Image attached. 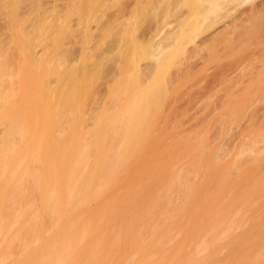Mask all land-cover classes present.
Masks as SVG:
<instances>
[{"label":"rangeland","instance_id":"374dc122","mask_svg":"<svg viewBox=\"0 0 264 264\" xmlns=\"http://www.w3.org/2000/svg\"><path fill=\"white\" fill-rule=\"evenodd\" d=\"M27 1L32 3L24 13L27 22L38 19V13L46 19L47 32L38 43L47 52L40 58L30 57L35 65L28 68L18 64L17 54L10 49L4 58L11 65V87L0 85V124L8 118L10 139L14 134L17 137L6 143L0 138V146L15 152L10 164L13 175L6 195L0 196V207L7 203L6 207L21 217L22 224L11 223L5 229L8 238L0 231V264H27L33 245L49 257L51 252L41 247L36 227L50 235L60 215L69 214H75L78 224L68 226L66 233L75 231L81 236L71 245L83 256L77 253L74 264H138L140 260L139 264H149V260L152 264L158 254H164V261H168V247L165 249L161 242L166 239L163 233L168 227L163 233L161 229L173 220L171 230L182 226L180 221L187 212L181 220L176 214L196 204L189 197L201 177L205 186L198 182L203 187H197V183L191 199L201 203L215 189L213 202H209L210 195L207 201L216 204L211 210L218 207L222 217L226 210L224 221L217 209L214 213L219 216L212 213L222 220L217 225L219 220L215 221L210 208H202L206 207L204 203L202 207L197 204L198 211L191 208L200 214L192 211L195 215H191L206 216L203 223L194 217L202 223V228L198 226L201 231L196 227V235L202 232L208 239L202 246V256L206 250L207 257L214 255V248L222 240H212V224L219 231L227 225L237 224L240 228V221L247 218L241 225L247 221L250 212L254 211V216L264 208V146L251 147L257 129L264 128V54L259 56L256 70L229 88L221 85V79L228 75L233 55L223 54L220 64L192 61L186 70L179 69L188 59H208L209 47L223 39L234 38L237 52L248 55L258 47L264 49V0H64L59 6L54 0ZM47 10L53 11L54 17L52 14L46 18ZM89 20L91 23H87ZM3 31L0 29L7 46L9 35ZM36 38L29 35L24 44L30 53ZM25 79L34 96L41 92L40 106L36 100L22 106L17 99ZM198 90L202 92L197 106L189 107V93ZM255 97L259 99L253 102ZM239 103L249 104L257 116L252 125H241L235 137L226 141L228 122L238 117ZM17 138L20 144L15 142ZM219 143L220 153L213 159ZM21 145L25 149L18 151ZM209 158L216 163L209 164ZM207 164L213 167L206 169ZM198 165L205 167L199 169L200 173L209 170L204 173L207 177L199 174ZM224 170L226 176L230 175L228 180L221 176ZM4 179L0 167V181ZM226 191L230 196L226 197ZM106 199L110 200L103 205ZM46 200L50 203L45 204ZM99 202L101 209L96 207ZM68 220L63 218L61 222ZM229 229H225L226 234ZM216 232L212 237L219 236ZM174 233L180 234L169 230L167 239L178 240ZM202 234L200 240L197 236L189 241L204 242ZM180 237L185 238L183 234ZM157 239L161 240L157 248L163 247L159 253L153 245L159 242ZM194 244L180 251L174 247L177 244L173 247L179 253H189ZM143 248L157 255L149 257ZM140 255L148 260L141 256L134 263ZM184 256L182 253L176 259ZM192 257L197 258L196 254ZM54 259L55 264H73L69 259ZM158 259L153 260L154 264Z\"/></svg>","mask_w":264,"mask_h":264},{"label":"bare ground","instance_id":"6f19581e","mask_svg":"<svg viewBox=\"0 0 264 264\" xmlns=\"http://www.w3.org/2000/svg\"><path fill=\"white\" fill-rule=\"evenodd\" d=\"M39 1L41 2L42 0H39ZM54 2H55V5L56 6L63 5L65 3L64 0H54ZM31 4L32 3L29 2V1H27V0H0V29L4 30L3 33L7 32L8 35H9V39H8V42H7L8 45L5 46V44L3 43V37L1 36L2 33L0 32V85L1 86H4L6 88L9 87V86L11 87V84H10V81H9V76L11 74V70H10L11 65L9 64V62H7L4 59L5 58V55H6V52L8 51V49L11 50V52H12L13 55L15 53L17 54L18 64L19 65H24L27 68L28 67H33V64H34L33 63V60L30 57L34 58L35 56H38L40 58V57L44 56L46 54V52H47L45 46L42 43H38V42H40L38 40H40L41 38H43V34L47 32V28H46V25L44 23L46 19L43 20L44 17L40 16V15H43V14L42 13H38L37 14L39 18L36 19V20H38L39 22L36 21V20L27 22L26 21V18H24V13L29 8H31V6H32ZM52 14H53L52 17H54L53 11L47 10L45 12L44 16L46 18H48L47 16H50ZM87 23H91V20H89ZM29 35L31 37H34V35L37 36V38H36L37 39V43L33 47L31 53H30V50L27 49V47L24 45L27 42V37ZM223 54L233 55V57H234L233 58L234 61L232 60L233 63H232V65L229 68L228 75L225 76V77H223L221 79V85L229 88V87L233 86L234 84H236L237 82H239L240 80H244L247 75H249L252 71L256 70L255 68L257 67V64L260 62V57L259 56H262L264 54V49L261 48V47H258L252 53V55H248L246 52H237V50L235 48L234 38H231V39H223V40L219 41L217 44H214L213 46L209 47V56H208V59H204L203 57H198V58L195 57V59H188L180 67L179 71L186 70L188 68L189 64L192 61L195 62V63H199V64L207 63V62H210V64H211L213 61H217L220 64L221 63L220 59H221V56ZM229 78L235 79V80L234 81H230ZM260 79L262 80V78H260ZM201 92H202V90H198L197 92L196 91H192V92L189 93V103H190L189 107L197 106V103L199 102V100L201 98ZM20 93L21 94H20V96H18L17 99L19 100V102L21 103V105L23 104L22 106H27V103H28L27 101L30 102L32 100H36L35 101V104L37 106H40L41 101H42V99H41L42 98L41 92H39V94L37 95V97L34 96V94L32 92V89H31V86H30V83L28 82L27 79H25L23 82L21 81V84H20ZM258 99H259V97H255V98H253L252 101L255 102ZM16 102H17V104H19L18 101H16ZM24 104H26V105H24ZM26 109L27 108L25 107V111H27ZM197 112H198L197 110L194 111V113L191 114V116L196 115ZM256 116H257V113L255 111H252L251 110L249 104L239 103V105H238V117H236L235 120H230L228 122L229 131H227L224 134V140H226V141H229L230 140L231 141L235 137V131H236V129H238L241 125H244V126H250V125H252V123H253L252 122V119L255 118ZM24 117H25V115H24ZM6 119H7V121L3 118L2 121L5 120V122L4 123L2 122L0 124V138H2L3 139V142H5V143L6 142H9L8 139L11 140V141H13V138L14 137L15 138L17 137L14 134V137L12 136V138L10 139L11 136L9 135L10 132L8 130V124L11 123V122L8 123L9 119L8 118H6ZM2 139H0V140L2 141ZM15 142L19 143V139H18V141L16 140ZM20 143H21V141H20ZM219 144H217L218 146H216V148L218 147L217 150H216V148H215L216 151L214 150V153L215 154H214V156H212V157H214L213 159H215L216 157H218V153H220V149L221 148L219 149V146L221 147L222 145L221 144L219 145ZM259 144H262L264 146V128H258L257 131L255 132V134L253 135L252 140H251V147L258 146ZM23 146L21 147V150H18V149L17 150L18 151H23V149H25V147L23 148ZM15 148H20V147L18 146V147H15ZM0 151L3 154V156H0V167L2 168L3 173H4V176H5V179L0 181V196H5L6 193H7L6 190L8 189V185H9V182L8 181L10 179V175H13V172L10 170V164H11V160H12V157H13V155H12L13 153L12 152H14V149L11 150V148H9L7 146H0ZM211 159L209 158L208 161L211 160ZM213 159L211 161H209L208 163L211 164L212 162H214L215 160L213 161ZM199 165L197 167L198 168V172H199V169L203 168L205 164L202 165L203 167H200V168H199ZM207 165H206V169H209L210 170V168L213 167L212 165H211V167H210V165H208V167H207ZM216 166H217V164H216ZM209 170H205V172L207 173V171L209 172ZM227 170L228 169H226V171ZM201 173H203V172H201ZM201 173L199 172L200 175H203V176L205 175L204 173L203 174H201ZM221 173H222L221 174L222 178L225 176V178L227 177L226 180H228V177L230 176V175H227L226 176V174H228V172L225 173V170H224V173L225 174L223 175V171ZM229 174H230V172H229ZM209 175H210V173H209ZM202 178L203 177H201V180H202ZM225 178H223V179H225ZM199 179H200V177H199ZM201 180H198V182L201 185H204L202 183L203 180L202 181ZM198 182H195L194 183V186H193L194 189L192 190L193 193H194V190L195 189H198V188H195V186L197 185ZM199 183H198V186L197 187L201 186V185H199ZM51 187H53V186H51ZM201 187H203V186H201ZM53 188H55V187H53ZM191 189L192 188L189 189L190 192H191ZM227 190H229V189H227ZM212 191H213V194H211V195H210V193H212V192H209V194H208L207 191H206V193L208 194V195L206 194L207 195L206 196L207 200H203V202L201 201V203H199L198 200L194 201L193 199H191V197L192 198L195 197L194 196L195 193L194 194L193 193H190V195H192L191 197H189L190 195L188 194V197L190 198V200L192 201V203L196 202V204L193 205V206H196V207L191 206V207L187 208L188 206L191 205L190 204V205H188L186 207V210L184 208L183 210H180V211L177 212V214L180 212L179 214H181V216L179 214L177 215L175 213L176 214V217H178L181 220L180 217H182V215H186V212H187V215L185 216V218L187 217L188 220L185 219L184 216H183V219L186 220L185 223L183 222L184 221L183 219H182V221H180L182 223V226L183 227L181 226V224L178 225V227L180 226L179 227V230L180 231H177L178 230V227L177 226L175 227L176 229H173V230H171V227L169 228V226L174 221V220L172 221V219H170L169 217L168 218L170 219V222L172 221L171 223H169L170 225H165L164 224L165 227L164 228L162 227V229L160 228L162 231L160 230L161 232L160 231L159 232L160 233H163L165 231V229L168 227L166 229V231H168V232L163 233V236H165L166 239L165 240H162V238H164L163 236H160L162 238L159 237L158 239H161L162 240V241L161 240L160 241L162 243H164V245H163L164 248L165 247H168V249L165 248V249H167V252H166V250H164L163 253L166 252L165 254L169 255L170 260L169 259H168V261L165 260L166 261L165 262L164 261V258L165 257H163L164 254H163V256H162V254H160V255L158 254V256H156L157 255L156 253H159L158 251H159L160 248H162V250H163V247H161L162 245L159 246L160 248H157L158 246H156L158 243L160 244V241L158 239L157 240L159 242L156 241V243L155 242L153 243V245L156 246V247H154L153 245H151V248L154 247V250L156 252V253L155 252H152V253L156 254L155 255L156 257L154 256V254L149 253L151 250H149V252H148L147 251L148 250L147 248H146V250H144L145 248H143V252H146L147 251L150 254V255H148L149 257L152 254L153 257L156 258V260L158 259V257H160V258L162 257L161 260H160V258L158 259L160 261H156V262H158V263L162 262V263H165V264H264V208L262 209L263 211L262 210H259L258 211V213H260V211L262 212V213H260L261 214L260 216H259V214L257 212H256L257 214L256 213L254 214V216L252 214V212L254 213V211L250 212L249 213L250 216H249L248 220L243 223L244 225L243 224L241 225V222H243L247 218L246 219L244 218V220L240 221V224L238 223L239 226H240V228L237 226V224L227 225L225 227V229H229V226H232V227H230L232 229V231H231V229H229L230 231L227 232L228 234L225 233L226 232L225 229L224 230H221L220 229V231H219L218 228H216L217 226L216 227H213L214 224H212L211 227L213 229H217L219 231V233H218V231L217 232L215 230L213 231V229L211 231H209V229H208V231L210 233L209 232H207V233L210 234L212 240H216L218 238V239H220L219 241H221V240L222 241L218 244L217 247L214 246L215 248H217L216 250L213 247L214 250L216 251L215 252L213 250L214 255L211 254L210 255L211 257H207L209 255H208V253H206L208 250H206V252H204L203 256L205 257L206 254H207V256H206L207 258L205 259L202 256V253H203V251L205 249V247H202V246L205 245V243L208 241V239L207 238H203V234L204 233L202 234V232H201V234H202L201 239H203V240L206 239L207 241L206 240L204 242L203 241H198V240H200L199 236H201V234L199 232L196 235V232H198L197 230H199V229L202 228L201 225H202L203 221L206 220V216L204 214H202V216L203 215L205 216V217L203 216L205 218V219H203V217L201 218V216H198L199 217L198 218L197 216L195 217L194 215H195V213L198 214V215H200L199 213H197V211H198L197 210V204L198 205L200 204L199 205V207H200L203 203L205 204L204 206H206V207H202V206L201 207L203 209L207 208V210H208V208H210V212H211L210 214L216 212V209H217L218 213L220 212V210H218V207H216L214 209L215 211L214 210L212 211L211 209H213L216 204L213 203L214 204L213 205V204H210V203L207 202L208 199L210 198V196H212V200H209V202L212 203L213 202V197H215V195H217L216 192H215L216 191L215 189L212 190ZM229 192L230 191H228V192L226 191V193H225L226 197L228 195L230 196L231 193H229ZM227 193H229V194H227ZM7 199L6 200L4 199V200L6 202H8ZM107 200L108 199H106V201L105 200L102 201L101 203L104 202L103 205H106V203L109 202L110 199L108 201ZM191 201H190V203H191ZM205 201H206V203H205ZM3 203H5V202H3ZM49 203H50V200H46L45 201V204H49ZM101 203H100V206L97 203L98 206H96V207H98V208L100 207V209H101V207L103 206ZM207 203L210 204L209 205L210 207H208L206 205ZM6 204L7 203L1 204L2 205L1 206L2 209L0 207V215H1L0 218H1V221H3V223H1V221H0V231L2 232V234H3V236L5 238L6 237L8 238L9 237L8 236V231H6L5 229H7L11 225V223H13L14 221H17V223L22 224V219L18 215V213H16V212L14 213V211H12L11 209L7 208L6 207L7 206ZM211 205H213V206H211ZM4 207H6V208H4ZM211 207H213V208H211ZM191 208H196L197 211L196 210L194 211V209L192 210ZM188 209H191V210H188ZM89 210H91V209H89ZM92 210H95V209H92ZM86 211L89 212L88 210H86ZM189 211H190V213H188ZM192 211H194L195 213L192 212ZM224 211L223 212H224V215H225L226 210H224ZM67 213H70V210ZM172 213L174 214V211ZM218 213H214V215L216 214V216H219V215H217ZM2 214L4 215V219H2ZM9 214L11 215V217L14 216V220L11 219V217H10ZM72 214H73V212H72ZM191 214H194V215H191ZM220 214H221V212H220ZM247 214L245 215L246 217H247ZM63 215H65V214H63ZM69 215L68 216L70 218H68L67 215H65V217H62V215H60V218L56 221L59 224L56 226L57 227L56 230L54 232H52V234H50V235L49 234H46L45 231L41 227H38V226L36 227V232H37V234L41 238V247H43L44 249H46L48 251V253L51 252V255L49 257H47L46 255H42L41 250L39 249V247L37 248V247H35L36 245H33L32 253H31L30 257L27 258V264H55L54 261L56 259H54V258H57V259L65 258V260L66 259H69V260L73 261V264H74L75 263L74 262V256L77 253H78V256L80 258L83 257L80 254L81 253L80 251L78 252L76 249L71 248L72 243L75 242V241H77V240H80L81 239V236L78 233H76L75 231H72L71 234H67L66 233L69 230L68 226H71V225H74V224H78L77 223V219L75 218V214H73V215L69 214ZM214 215H213V217H214ZM224 215H223V217H222V214L220 216L221 218H223V221H224ZM192 216H193V220L191 219ZM6 217H8V218H6ZM194 217L196 219H200L201 218L200 221L202 223L201 224H198L197 222L199 220L197 221ZM220 217H214L215 218V221L217 219L219 220V221L215 222V223H217V225L222 224V222H221L222 220L220 219ZM250 217L252 218V220H251ZM5 218L8 219V220H5ZM63 218H65V220H67V219H70V220L64 221L62 223L61 221H62ZM72 218H74V219H72ZM214 218H212V219H214ZM9 219L11 220V222H9ZM75 219H76V222L71 223ZM169 219L167 221H169ZM179 219H177V220H179ZM194 219L196 220V222L194 221ZM249 219L251 220L249 226L248 227L247 226L244 227L245 226V223L247 222V224H248V222L250 221ZM192 221L194 223H197L198 225L196 226L195 224H192L193 223ZM200 221H199V223H200ZM190 222H192V223H190ZM218 222H219V224H218ZM183 223L185 224V226H184ZM189 223L191 225H187ZM83 225L86 226V227L88 226L86 223H83ZM192 225H194V226H192ZM235 225L237 227L233 230V226H235ZM188 226L189 227L191 226V228L186 229ZM198 226L201 227V228L198 229ZM159 227H161V226H159ZM196 227H197V230H196ZM192 228H194V230H196V231H194ZM246 228H248V229H246ZM169 230L172 231V232H175V231L176 232H180V234L179 233H176V234L174 233L176 236H178V240L177 239L174 240V239H171V238L170 239H167V238H169ZM182 230H183V232H181ZM184 230H186L189 234L186 231H184ZM188 230H190L191 232L188 231ZM199 231H201V230H199ZM184 232H186V235L184 234ZM215 232L218 233V235H219L218 237H215V236L212 237L213 235H215ZM230 232H232V233L229 236V233ZM193 233H195L194 234L195 236H193ZM207 233H205V236L204 237H207L206 236ZM212 233H213V235H211ZM182 234H183V236H185V238L184 237L183 238L180 237V238H182V239H180L179 238V235L181 236ZM190 235H192L191 236L192 238L190 237ZM156 236H157V233H156ZM187 236H188V238L186 239ZM197 236H198L199 239L198 240H194V241L200 242L199 244H201L200 245L201 247H199L200 250L198 249L199 252L197 250L199 244L196 245V242L194 244V241H192V243L194 245H196V246H194L195 248H193V249H195L194 250V253L196 254L197 258L196 257H192V255L193 256L195 255L194 253H192L193 252V249L189 250V253H188V250H186L187 251V254H188L187 255L185 253L186 251L185 252L182 251V252L179 253L178 250L174 248V247L179 248V251L180 250H185L186 247H188V249L189 248H192L193 245H192L191 241H189V239H192L193 240L194 237H196L194 239H197ZM223 236L225 238L226 237H229V238H226L227 240H223V239H225ZM185 239H186V241H189L188 243H190V246L191 247L188 246V243L185 241ZM152 240H154V239H152ZM170 240L172 242H170ZM185 242H186V244H185ZM167 243L169 244V246H171V244H172V247L174 246L173 245L174 243L177 244V246H182L183 245L184 247L182 246V248L180 249V247H177L175 245L173 248L170 247V250H169V246H165V244L167 245ZM178 243H181V245L178 244ZM216 243H217V241H216ZM93 245L95 247H97L95 244H93ZM39 246H40V243H39ZM183 248H185V249H183ZM201 250H203V251H201ZM209 250L211 251V249H209ZM176 251H177V253H179L178 256L183 253V255H185L186 257L184 256L183 258L176 259L178 257V256H176V253H171V252H176ZM190 251H192V252H190ZM200 251H201V255H198L197 253H200ZM160 253H161V251H160ZM170 255H172V256H170ZM190 255H191V258H190ZM141 256L143 258L145 257L144 255H140V257H137L136 259H134V263L136 261L140 260L142 258ZM175 256H176V258H174ZM187 256H189V257H187ZM155 258H153L154 261H155ZM146 259L148 260V257ZM146 259L143 260V261H147ZM149 259H151V258H149ZM153 260H152V264H154V261ZM171 260H172V262L170 263ZM140 262L142 263V260H140ZM140 262H136V263L139 264ZM156 262H155V264H156ZM7 263L8 264H14V263H10V262H7ZM144 264H146V263H144ZM149 264H151L150 260H149Z\"/></svg>","mask_w":264,"mask_h":264}]
</instances>
